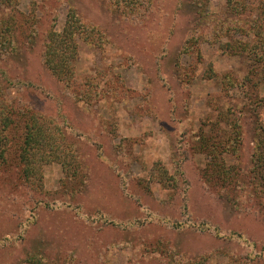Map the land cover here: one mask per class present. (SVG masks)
<instances>
[{
    "label": "rangeland",
    "instance_id": "rangeland-1",
    "mask_svg": "<svg viewBox=\"0 0 264 264\" xmlns=\"http://www.w3.org/2000/svg\"><path fill=\"white\" fill-rule=\"evenodd\" d=\"M6 1L0 86L60 126L84 177L71 180L52 162L41 185L30 184L10 153L0 171V264H264V198L209 185L203 172L214 174L218 159L201 146L225 137L239 108L264 120V82L252 103V85H239L254 64L219 48L252 39L248 7L259 0H151L138 14L108 0ZM69 7L91 29L77 40L72 84L43 63L45 33L62 32ZM251 117L241 120L237 153L223 155L240 182L253 166ZM157 163L169 182L151 178Z\"/></svg>",
    "mask_w": 264,
    "mask_h": 264
},
{
    "label": "trees",
    "instance_id": "trees-1",
    "mask_svg": "<svg viewBox=\"0 0 264 264\" xmlns=\"http://www.w3.org/2000/svg\"><path fill=\"white\" fill-rule=\"evenodd\" d=\"M3 1L7 2L6 0ZM108 1L115 10L128 14L143 13L151 5V0ZM228 3L231 4L233 1L229 0ZM237 5L242 10L246 9L243 3H237ZM234 10L238 9L234 7ZM248 10L253 12L255 18L245 38L252 37V39L249 41L235 40L236 45L234 46L230 45L231 42L220 44L219 48L234 55L245 54L255 65L239 83L242 90L252 85V90L247 96L252 103V100L256 97V86L264 82V22H262L264 21V0H259L258 5L253 7L249 6ZM200 20H203V16ZM90 33L91 29L80 21L72 7H69L67 11L61 33H56L52 28L46 31L43 63L58 81L66 84L73 83L72 64L78 54L77 40L82 36L83 40H90ZM193 39V37H190L186 43ZM209 76H214L213 71H210ZM223 83L225 89L234 88L229 76L225 77ZM227 84H230V86ZM248 105L249 103H247ZM257 107H259V102L256 101L253 108L256 110ZM244 111L243 108H239L237 112L238 119L232 120L230 123L226 122L229 130H227L225 137L218 135V143H210V140L202 138L201 146L206 151L211 149V160L218 159L214 174L213 171L204 170L203 177L209 185L218 184V192H223L232 185H239L237 188L239 187V190L246 189L248 196L252 197V195L258 194L264 198V120L262 121L259 118L256 111L249 115ZM249 116H252L250 120L256 121V138L251 156L253 166L246 179L240 182L237 180L238 175L234 166L227 164L223 155L225 153H237L242 135L240 123L243 117ZM63 140V132L53 119L50 120L44 117L22 102L17 104L11 102L6 89H2L0 86V171L8 168L10 153L13 151L23 178L30 184H39L40 186L41 168L43 165L52 162L59 163L69 179L80 180L84 177L81 162L70 149V146L68 148L62 145ZM207 152L209 153V151ZM150 176L152 179L162 182L170 181L171 178L166 168L158 163L151 170ZM224 194H227V191ZM28 260L31 264H41L40 261L37 262L32 258ZM185 264H206V260L204 257H197Z\"/></svg>",
    "mask_w": 264,
    "mask_h": 264
}]
</instances>
